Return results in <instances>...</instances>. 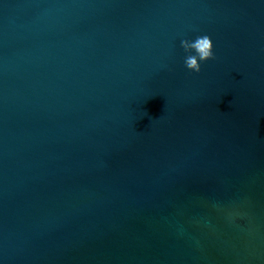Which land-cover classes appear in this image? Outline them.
<instances>
[{
	"label": "water",
	"instance_id": "1",
	"mask_svg": "<svg viewBox=\"0 0 264 264\" xmlns=\"http://www.w3.org/2000/svg\"><path fill=\"white\" fill-rule=\"evenodd\" d=\"M0 264H264V0H0Z\"/></svg>",
	"mask_w": 264,
	"mask_h": 264
},
{
	"label": "clouds",
	"instance_id": "2",
	"mask_svg": "<svg viewBox=\"0 0 264 264\" xmlns=\"http://www.w3.org/2000/svg\"><path fill=\"white\" fill-rule=\"evenodd\" d=\"M180 45L185 53H190L192 49L196 50L197 57L186 55L184 58V66L190 72L199 73L201 71L202 63L215 59L213 42L208 35L197 36L194 42L183 39L181 40Z\"/></svg>",
	"mask_w": 264,
	"mask_h": 264
}]
</instances>
